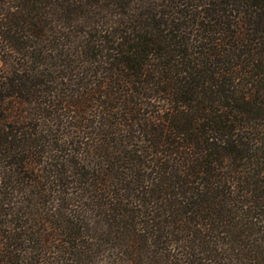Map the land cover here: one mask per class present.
I'll return each instance as SVG.
<instances>
[{"label": "trees", "instance_id": "obj_1", "mask_svg": "<svg viewBox=\"0 0 264 264\" xmlns=\"http://www.w3.org/2000/svg\"><path fill=\"white\" fill-rule=\"evenodd\" d=\"M0 264H264V0H0Z\"/></svg>", "mask_w": 264, "mask_h": 264}]
</instances>
